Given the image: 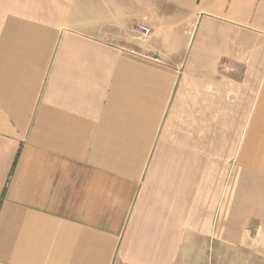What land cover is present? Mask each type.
Masks as SVG:
<instances>
[{
	"label": "crops",
	"instance_id": "0c3cea01",
	"mask_svg": "<svg viewBox=\"0 0 264 264\" xmlns=\"http://www.w3.org/2000/svg\"><path fill=\"white\" fill-rule=\"evenodd\" d=\"M0 264H264V0H0Z\"/></svg>",
	"mask_w": 264,
	"mask_h": 264
},
{
	"label": "built area",
	"instance_id": "2783aa9c",
	"mask_svg": "<svg viewBox=\"0 0 264 264\" xmlns=\"http://www.w3.org/2000/svg\"><path fill=\"white\" fill-rule=\"evenodd\" d=\"M152 30L144 24H136L132 29V37L136 42H144L152 36Z\"/></svg>",
	"mask_w": 264,
	"mask_h": 264
},
{
	"label": "rangeland",
	"instance_id": "374dc122",
	"mask_svg": "<svg viewBox=\"0 0 264 264\" xmlns=\"http://www.w3.org/2000/svg\"><path fill=\"white\" fill-rule=\"evenodd\" d=\"M133 28H134V27H133ZM133 28H132V29H133Z\"/></svg>",
	"mask_w": 264,
	"mask_h": 264
}]
</instances>
